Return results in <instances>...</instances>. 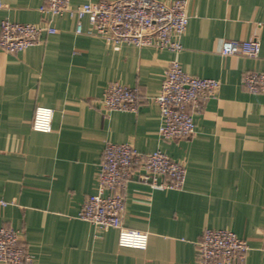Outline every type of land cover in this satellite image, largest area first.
Here are the masks:
<instances>
[{
  "label": "crops",
  "instance_id": "1",
  "mask_svg": "<svg viewBox=\"0 0 264 264\" xmlns=\"http://www.w3.org/2000/svg\"><path fill=\"white\" fill-rule=\"evenodd\" d=\"M97 0H70L71 5ZM170 2L172 0H160ZM0 20L50 21L57 31L7 53L0 48V226L20 232L35 264H195L205 228L246 240L244 261L264 264V92L247 91L244 71L264 72V0H187L182 49L121 44L75 33L68 14L49 16L43 0H2ZM87 18L82 26L88 27ZM256 37L257 57L222 55L225 39ZM199 77L220 80L215 96L193 111L195 131L161 140L152 96L171 60ZM137 87L136 111L100 107L111 82ZM53 109L51 130L32 129L35 107ZM142 152L159 149L183 162L180 189H154L137 176L123 189L122 224L148 232L145 249L120 247L114 227L78 218L106 142Z\"/></svg>",
  "mask_w": 264,
  "mask_h": 264
},
{
  "label": "built area",
  "instance_id": "2",
  "mask_svg": "<svg viewBox=\"0 0 264 264\" xmlns=\"http://www.w3.org/2000/svg\"><path fill=\"white\" fill-rule=\"evenodd\" d=\"M3 6L0 0V9ZM38 10L49 16L68 14L74 19L75 33L100 36L114 49L127 43L180 51L189 20L187 0H97L78 5H71L70 0H43ZM83 18L88 20L87 29L82 26ZM56 31L50 21L28 23L4 17L0 20V48L7 53L19 52L39 43L43 35ZM259 52L260 42L256 37L225 39L220 46L222 55L257 57ZM241 83L249 92L262 93L264 72L244 71ZM219 88V79L189 74L177 60L169 61L161 86L152 96L160 112V139L191 136L195 131L193 111L199 109L203 100L215 96ZM140 96L137 87L114 81L104 88L99 104L105 110L136 111ZM52 116L51 107L36 106L32 129L50 131ZM185 175L183 162L159 149L142 152L127 142L108 141L96 174V192L86 196L78 218L101 229L116 228L120 247L145 249L148 232L122 224L123 189L127 181L137 176L154 189H180ZM8 203L0 199V207ZM248 249L246 240L229 229L205 228L196 242L195 264H235L244 261ZM0 264H35L22 244L20 232L8 225L0 226Z\"/></svg>",
  "mask_w": 264,
  "mask_h": 264
}]
</instances>
